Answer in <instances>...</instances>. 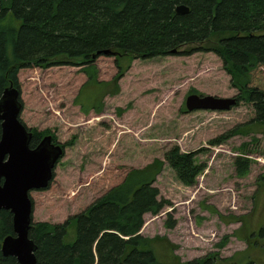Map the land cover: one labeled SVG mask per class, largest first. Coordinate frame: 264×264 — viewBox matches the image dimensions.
<instances>
[{
  "label": "rangeland",
  "instance_id": "obj_1",
  "mask_svg": "<svg viewBox=\"0 0 264 264\" xmlns=\"http://www.w3.org/2000/svg\"><path fill=\"white\" fill-rule=\"evenodd\" d=\"M120 62L125 70L119 92L102 98L100 113L84 114L73 102L86 80L81 66L19 70L21 121L28 128L50 129L60 144L74 137V144L64 148L49 186L29 192L32 220L63 222L119 183L129 168L159 158L164 165L154 185L169 205L157 215L145 213L140 231L143 236L164 238L153 245L158 263L184 264L216 253L217 258L227 259L224 264H264L263 239L252 234L249 246L233 235L240 222L226 223L207 208L213 205L223 216L247 215L240 236L264 225V181L259 179L264 174V124L258 125L252 105L243 101L229 110L185 109L192 89L218 97L237 94L221 58L212 52H194ZM95 63L100 80H111L117 72L113 56L101 55ZM262 80L264 70L258 67L252 71V82L264 89ZM80 101L85 107L93 103L84 95ZM248 122L253 128L249 134L210 143ZM242 144L245 154L238 149ZM174 145L180 151H200L197 161L206 167L192 185L182 184L164 159ZM240 155L250 160L245 176L235 170V157ZM169 219L172 228L165 226ZM224 236L228 241L220 248Z\"/></svg>",
  "mask_w": 264,
  "mask_h": 264
},
{
  "label": "trees",
  "instance_id": "obj_2",
  "mask_svg": "<svg viewBox=\"0 0 264 264\" xmlns=\"http://www.w3.org/2000/svg\"><path fill=\"white\" fill-rule=\"evenodd\" d=\"M179 4L187 6L188 12L176 13ZM194 52H212L221 58L231 86L237 90L236 104H251L262 125L264 89L253 84L252 71L264 70V0H0V96L11 86L20 92V69L78 65L86 80L73 102L84 114L90 110L100 113L102 98L119 92L118 81L125 70L122 59ZM101 55L115 58L117 72L111 80L98 79L95 61ZM82 95L92 99L89 107L80 101ZM29 130L31 148L45 135L58 143L50 129ZM251 131V123L241 124L210 143ZM73 144L74 137L61 146ZM244 147L238 148L243 154ZM199 152L180 151L174 145L165 153V161L186 186L194 184L206 167L197 161ZM234 164L238 176L249 172L248 158L236 156ZM163 165L164 160L154 158L143 167L129 168L119 183L63 222L32 220L28 237L36 246V264H159L153 245L164 238L143 236L140 230L145 213L157 215L169 205L154 185ZM207 208L226 223L240 222L233 235L249 246L252 234L264 240V227L239 235L247 215L223 216L213 205ZM165 226L172 228L174 222L166 221ZM8 235H14L12 214L1 209L0 264H19L14 256L2 253L1 242ZM227 241L224 236L217 246L221 248ZM260 249L264 250L263 244ZM226 260L208 253L184 264H224Z\"/></svg>",
  "mask_w": 264,
  "mask_h": 264
},
{
  "label": "water",
  "instance_id": "obj_3",
  "mask_svg": "<svg viewBox=\"0 0 264 264\" xmlns=\"http://www.w3.org/2000/svg\"><path fill=\"white\" fill-rule=\"evenodd\" d=\"M188 10L184 4L175 7L178 14ZM19 98L20 92L12 86L0 96V210L11 212L14 231V235L3 238L1 250L5 256H14L19 264H36V246L28 237L33 209L29 192L49 186L64 148L54 143L51 135H45L34 148L29 146L32 132L20 120ZM236 102V96L190 93L185 98V109L229 110Z\"/></svg>",
  "mask_w": 264,
  "mask_h": 264
},
{
  "label": "flooded vegetation",
  "instance_id": "obj_4",
  "mask_svg": "<svg viewBox=\"0 0 264 264\" xmlns=\"http://www.w3.org/2000/svg\"><path fill=\"white\" fill-rule=\"evenodd\" d=\"M259 179H260L261 181H264V174H262V175L260 176ZM258 184H263V183L259 182ZM257 227H258V228H259V227H264V225L261 224V225H258ZM257 231H258V229H257L255 232L257 233Z\"/></svg>",
  "mask_w": 264,
  "mask_h": 264
},
{
  "label": "crops",
  "instance_id": "obj_5",
  "mask_svg": "<svg viewBox=\"0 0 264 264\" xmlns=\"http://www.w3.org/2000/svg\"><path fill=\"white\" fill-rule=\"evenodd\" d=\"M143 227V226H142ZM141 231V230H140Z\"/></svg>",
  "mask_w": 264,
  "mask_h": 264
},
{
  "label": "bare ground",
  "instance_id": "obj_6",
  "mask_svg": "<svg viewBox=\"0 0 264 264\" xmlns=\"http://www.w3.org/2000/svg\"><path fill=\"white\" fill-rule=\"evenodd\" d=\"M17 260V259H16Z\"/></svg>",
  "mask_w": 264,
  "mask_h": 264
}]
</instances>
